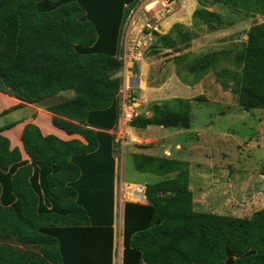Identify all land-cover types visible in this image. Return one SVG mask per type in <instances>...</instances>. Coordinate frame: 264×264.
<instances>
[{
    "label": "trees",
    "instance_id": "16d2710c",
    "mask_svg": "<svg viewBox=\"0 0 264 264\" xmlns=\"http://www.w3.org/2000/svg\"><path fill=\"white\" fill-rule=\"evenodd\" d=\"M136 2L0 0V36L5 33L13 48L0 51V90L45 110L53 126L85 140L43 136L27 124L21 142L29 159L22 160L1 135L15 123L0 127V264H112L117 143L110 131L119 121L123 27ZM197 3L202 9L192 18L208 27L220 21L206 9L215 4L263 18L250 25L233 71L218 70L227 52L181 53L193 38L178 23L165 35L154 33L150 55L160 47L178 53L177 76L188 86L211 71L229 75L238 105L264 110V2ZM190 110L180 98L153 103L150 116L129 125L188 130ZM131 158L136 172L159 180L145 185L146 204L124 205L122 264H264V208L249 218L196 211L187 161L141 152Z\"/></svg>",
    "mask_w": 264,
    "mask_h": 264
},
{
    "label": "rangeland",
    "instance_id": "374dc122",
    "mask_svg": "<svg viewBox=\"0 0 264 264\" xmlns=\"http://www.w3.org/2000/svg\"><path fill=\"white\" fill-rule=\"evenodd\" d=\"M151 1L154 3L147 9L144 8L146 1L132 8L123 32L125 36L132 31V38L138 40L143 36L144 24L150 21L157 23L159 31L151 33L152 40L148 41L142 58L134 62L135 69L139 66L143 68L142 80L148 88L144 92L147 101H143L142 83L141 88L134 87V91L129 92L133 98L131 101L137 116H150L148 108L153 103L161 104L175 98L188 100L191 127L188 130L157 126H149L145 130L134 128L136 134L154 137L151 144L150 141L132 138L128 133L132 129L127 125L123 131L126 144L123 151L127 154L140 152L138 147L145 143L156 148L162 156H165L164 150L169 151L172 156L189 164L188 174L196 211L249 218L264 208V110H243L237 103V94L233 91V81L229 75L218 76L211 71L193 86H188L177 76L178 66L173 62V57L178 53L162 47L154 55H150V51L157 41L154 33L165 35L168 33L167 23L170 29L178 23L181 30L190 32L193 38L190 47L181 53L190 51L192 56H201L211 52H227L228 59L218 70L227 68L231 71V61L243 50L250 25L261 22L263 18H252L251 14L215 4L206 9L216 13L220 21L208 27L192 18L196 9H202L197 0ZM251 2L258 5L264 0ZM180 73L188 81L192 80L184 70ZM71 94L70 91L61 95L70 97ZM196 96H203V100L197 101ZM21 115V112H11L1 117L0 123H11ZM122 167V182L137 180L151 184L157 180L154 175L136 172L127 157ZM118 226L119 211L115 217L117 257L122 247V229Z\"/></svg>",
    "mask_w": 264,
    "mask_h": 264
},
{
    "label": "crops",
    "instance_id": "0c3cea01",
    "mask_svg": "<svg viewBox=\"0 0 264 264\" xmlns=\"http://www.w3.org/2000/svg\"><path fill=\"white\" fill-rule=\"evenodd\" d=\"M145 1L147 3H144ZM142 2L145 5L146 4L149 5L150 3L154 2V1L150 2V0H137L135 6L139 3H142ZM126 22H127V20H126ZM125 24L123 27V32L125 29ZM133 26H135V24ZM168 26H169V23L166 24L167 32L170 29V26L169 27ZM132 33L133 32L131 31L130 33H126L125 36H122L121 54H119V57L121 55H123V53L126 51V49L133 48L135 43L140 42L143 39V36L138 40L132 38L133 37ZM5 38H6V35H5V33H3V38L0 36V51L7 50L8 52L11 53L12 52L11 49H13V48H11L10 46H7L8 42L5 40ZM131 42H132V44H131ZM135 68L136 67H135L134 62L127 63L123 67L122 71L120 72V77L122 78L121 88H123V87H124V89L131 88V91H134V89H133L134 87H137V88L140 87L141 88V83L144 84V82L142 80L143 68H141L140 66L138 67V69H135ZM132 74L136 75V76H133ZM146 89H148V88H147L146 84H144L143 89L141 90L142 96L144 98L143 101H147V99H146L147 97L144 95V92H146ZM16 106H17V108H14ZM8 109H11V110L5 115H1L4 111H6ZM11 112H19V113L21 112L22 115L20 117H17L13 122L8 123V124H12V123H15V124H13L11 127L7 128L5 130H3L1 132V135L9 141V149L10 150H12L14 148L19 150L21 157H22V160H28L29 159L28 156L26 155L24 149H23V145L21 142L22 130H23L24 126L27 124H32V125H35L36 127H38V129L40 130V133L43 136L52 135V136H54L60 140H63V141L79 140L82 143H85V140L81 136H79L77 134L69 135V134L65 133L63 130L58 129L55 126H53L52 122H51L52 115L50 113H48L45 110L38 108L34 105L21 103L19 100L15 99L12 95H10L9 92H5V91L0 90V115H1L0 118L7 116ZM8 124L0 123V127H3V126L8 125ZM127 128L133 130V131L132 130L128 131V133L130 134V136L132 138L137 137V138H140V140H143L145 142L150 141L151 144L153 143L152 140L154 139V137H151L149 135L136 134V132H137V130H135L136 128L135 129L132 127H127ZM160 128H162V127H160ZM110 133H113L114 135H116V138L119 135V131L117 128H115L114 130H111ZM123 139H124V137H123ZM123 139L121 140V142L119 144L117 143L116 152L114 154V160H115L114 211H115V217L117 215V211H119V226L118 227H121V229L123 226V212H124L125 203H139L142 205L146 204V202L145 203L140 202L138 200V198L133 194L131 189L135 186H145V185L149 184L147 182H144V183L137 182V180L132 181V182H131V180H128L127 182L121 181L122 170H123L122 166H123L124 158L127 157L129 161H132L131 153L127 154V152L123 151L124 147H125L124 145H126ZM141 147H145V148H139V149H141L140 152L143 154L151 155V156H162L161 154L158 153L156 148H154L153 146L151 147L150 144H149V146H147V144L145 143ZM178 147L179 146H176V148H178ZM164 152H167V150H164ZM170 157H171V155H170ZM170 157H166V158H170ZM119 158H120V160H119ZM158 180H159V177H157V180L155 182H157ZM189 189L191 190V180L189 181ZM193 202H194V199H193ZM194 207H195V204H194ZM114 235H115V218H114ZM122 249L123 248L121 247V250L118 252V257L115 256L116 253H115V237H114V254H113L112 264H122Z\"/></svg>",
    "mask_w": 264,
    "mask_h": 264
},
{
    "label": "built area",
    "instance_id": "2783aa9c",
    "mask_svg": "<svg viewBox=\"0 0 264 264\" xmlns=\"http://www.w3.org/2000/svg\"><path fill=\"white\" fill-rule=\"evenodd\" d=\"M154 2L150 3L149 5H144V8L147 9L150 5H152ZM153 32H159L158 31V25L155 22H147L144 24V32H143V39L140 42H137L134 44V47L131 49H126V51L121 55L120 59L123 63V67L127 63L138 61L143 56V50L148 46V41L150 42L151 39V33ZM131 91V88L120 89V94H122L121 98L119 99V121L117 125V129L119 131V135L116 138L115 135V142L120 143L123 139V131L124 127L130 124V122L137 116L135 108L133 106V102L131 101L133 98L131 97V94L129 93ZM165 157H170V152H164ZM145 186H135L131 189L133 194L138 198L140 202L145 203L146 197H145Z\"/></svg>",
    "mask_w": 264,
    "mask_h": 264
}]
</instances>
